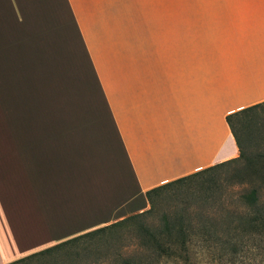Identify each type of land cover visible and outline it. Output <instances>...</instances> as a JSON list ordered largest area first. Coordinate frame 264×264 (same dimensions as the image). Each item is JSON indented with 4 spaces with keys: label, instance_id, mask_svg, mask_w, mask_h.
<instances>
[{
    "label": "crops",
    "instance_id": "crops-1",
    "mask_svg": "<svg viewBox=\"0 0 264 264\" xmlns=\"http://www.w3.org/2000/svg\"><path fill=\"white\" fill-rule=\"evenodd\" d=\"M174 3L184 10L168 13L161 44L138 38L92 78L95 95L0 139V264L141 213L146 191L237 157L225 116L264 102V0Z\"/></svg>",
    "mask_w": 264,
    "mask_h": 264
},
{
    "label": "rangeland",
    "instance_id": "rangeland-1",
    "mask_svg": "<svg viewBox=\"0 0 264 264\" xmlns=\"http://www.w3.org/2000/svg\"><path fill=\"white\" fill-rule=\"evenodd\" d=\"M0 2V139L14 135L15 125L39 123L41 113L73 106L74 95H95L94 76L119 69L127 52L136 53L138 38L144 37L141 48L151 45L154 35L161 44L169 33L168 13L185 6L174 0ZM232 125L245 157L264 155V106L234 119ZM249 183L253 181L242 160L191 177L153 194L149 211L137 219L17 264H174L148 255L147 235L158 231L165 219L181 216L195 228H214L216 234L205 237L208 243L226 241L221 230L235 225V217L245 211L240 196ZM260 195L264 201V189ZM202 239L191 237L197 244ZM246 240L236 256L218 257L217 251L213 257L198 256L191 246L193 264H264V238Z\"/></svg>",
    "mask_w": 264,
    "mask_h": 264
},
{
    "label": "trees",
    "instance_id": "trees-1",
    "mask_svg": "<svg viewBox=\"0 0 264 264\" xmlns=\"http://www.w3.org/2000/svg\"><path fill=\"white\" fill-rule=\"evenodd\" d=\"M260 106H264V102L225 116L226 124L228 125V128L238 149V155L236 158L223 161L193 174L152 188L145 192V198L151 207L152 195L156 194L160 190L184 182L191 177L207 174L214 169L237 164L242 160L244 162V169L249 174V177L251 178L253 183H249L251 187H249L247 191H245L240 196L241 203L244 206L243 208L245 211L235 217V225H227L221 230V233L225 236H228V239L224 242H220V240H218L212 243H208V240L205 239V237L214 236L216 234L214 228H208L207 226H200L199 228H195L188 222H186L183 217L179 216L173 221L165 219L162 227L158 231L147 235V242L151 247V249L148 250V255H153L155 259H169L174 264H193V262H196V258L190 253L191 246L196 248V251H194L193 254L198 256L213 257V251L218 252V257H221L225 254L236 256V254H239L243 250V239H247L246 241H248L249 239H252V237L264 238V201L261 200L260 195V191L264 189V155H258V157L256 158L245 157L232 125L234 119H237L241 115H244ZM254 180H259V183H255ZM148 211L149 209L141 213L131 215L108 226L85 233L84 235L65 241L53 248L45 249L43 251L31 254L9 264H17L19 262H22L23 260L48 253L83 236H88L90 234H96L104 230L117 228L126 224L127 222L129 223L137 219L142 214ZM193 236H201L203 239L198 244L193 243V241L191 240V237ZM152 261L157 262V260ZM123 264H137V262L135 260H125Z\"/></svg>",
    "mask_w": 264,
    "mask_h": 264
}]
</instances>
